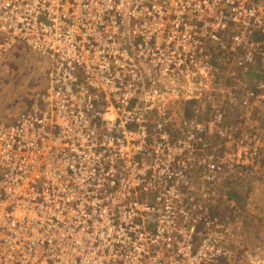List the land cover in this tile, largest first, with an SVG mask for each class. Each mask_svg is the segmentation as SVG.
<instances>
[{
  "label": "built area",
  "instance_id": "built-area-1",
  "mask_svg": "<svg viewBox=\"0 0 264 264\" xmlns=\"http://www.w3.org/2000/svg\"><path fill=\"white\" fill-rule=\"evenodd\" d=\"M254 32L264 0H0V60L21 42L48 60L38 99L0 114V264H227L233 226L211 214L209 191L177 188L170 168L150 173L124 148L141 55L169 67L155 55L196 60L206 39L235 50ZM112 98L126 108L108 144L98 107ZM187 124L189 139L205 130ZM218 169L208 163L207 182Z\"/></svg>",
  "mask_w": 264,
  "mask_h": 264
},
{
  "label": "rangeland",
  "instance_id": "rangeland-1",
  "mask_svg": "<svg viewBox=\"0 0 264 264\" xmlns=\"http://www.w3.org/2000/svg\"><path fill=\"white\" fill-rule=\"evenodd\" d=\"M248 36L228 51L206 39L210 49L196 54V60L191 54L155 55V62L168 60L169 67L152 68L141 55L143 82L133 106L139 127H133L129 149L124 148V156L145 158L140 166L150 173L170 168L177 188L209 191L211 214L233 226L228 242L233 257L227 264H264V33ZM222 40L231 47V37ZM23 44L0 60V114L5 117L28 109L45 88L48 60ZM123 104L112 98L98 107L105 112L101 125L107 127L108 144L125 119L116 113L126 108ZM192 121L205 130L189 139ZM149 137H156L151 145ZM109 148L107 156L120 155V148ZM210 161L220 169L207 182Z\"/></svg>",
  "mask_w": 264,
  "mask_h": 264
},
{
  "label": "trees",
  "instance_id": "trees-1",
  "mask_svg": "<svg viewBox=\"0 0 264 264\" xmlns=\"http://www.w3.org/2000/svg\"><path fill=\"white\" fill-rule=\"evenodd\" d=\"M227 195H228V198L232 200H235L237 198V195L235 194L233 190H228Z\"/></svg>",
  "mask_w": 264,
  "mask_h": 264
}]
</instances>
